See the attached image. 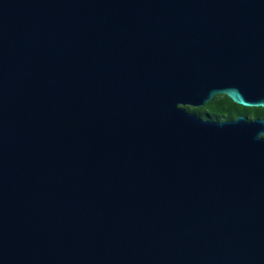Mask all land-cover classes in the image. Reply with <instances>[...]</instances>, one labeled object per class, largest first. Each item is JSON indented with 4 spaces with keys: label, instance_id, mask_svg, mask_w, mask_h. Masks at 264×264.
<instances>
[{
    "label": "water",
    "instance_id": "95a60500",
    "mask_svg": "<svg viewBox=\"0 0 264 264\" xmlns=\"http://www.w3.org/2000/svg\"><path fill=\"white\" fill-rule=\"evenodd\" d=\"M264 0H0V264H264Z\"/></svg>",
    "mask_w": 264,
    "mask_h": 264
},
{
    "label": "trees",
    "instance_id": "16d2710c",
    "mask_svg": "<svg viewBox=\"0 0 264 264\" xmlns=\"http://www.w3.org/2000/svg\"><path fill=\"white\" fill-rule=\"evenodd\" d=\"M189 112L197 114L204 120L225 122L236 120L239 116H246L250 121L264 119V108H247L235 104L227 96L217 95L203 107H185Z\"/></svg>",
    "mask_w": 264,
    "mask_h": 264
}]
</instances>
